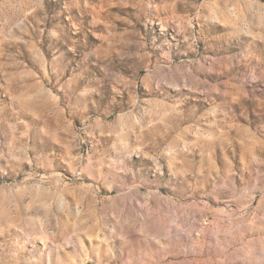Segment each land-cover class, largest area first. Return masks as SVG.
<instances>
[{"label":"rangeland","instance_id":"374dc122","mask_svg":"<svg viewBox=\"0 0 264 264\" xmlns=\"http://www.w3.org/2000/svg\"><path fill=\"white\" fill-rule=\"evenodd\" d=\"M0 264H264V0H0Z\"/></svg>","mask_w":264,"mask_h":264}]
</instances>
